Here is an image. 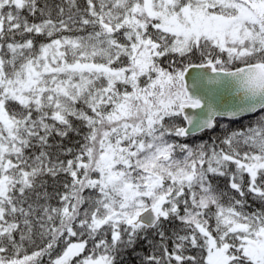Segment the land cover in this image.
I'll list each match as a JSON object with an SVG mask.
<instances>
[{"label":"snow or ice","instance_id":"1","mask_svg":"<svg viewBox=\"0 0 264 264\" xmlns=\"http://www.w3.org/2000/svg\"><path fill=\"white\" fill-rule=\"evenodd\" d=\"M45 257L264 264V0H0V264Z\"/></svg>","mask_w":264,"mask_h":264},{"label":"trees","instance_id":"2","mask_svg":"<svg viewBox=\"0 0 264 264\" xmlns=\"http://www.w3.org/2000/svg\"><path fill=\"white\" fill-rule=\"evenodd\" d=\"M249 119H253V117L248 115L247 118L242 121V123L247 124ZM238 126H239L238 124L233 125V127H238ZM210 135H214V134L213 133L199 134V137L195 140V142L200 143L201 140L207 141ZM218 183H219V186L221 187V189H223L225 186V182L221 179ZM44 264H47V258L46 257L44 258ZM129 264H134V261L130 259Z\"/></svg>","mask_w":264,"mask_h":264},{"label":"water","instance_id":"3","mask_svg":"<svg viewBox=\"0 0 264 264\" xmlns=\"http://www.w3.org/2000/svg\"><path fill=\"white\" fill-rule=\"evenodd\" d=\"M218 99L220 100L221 103H229L231 102V95L227 92H222Z\"/></svg>","mask_w":264,"mask_h":264}]
</instances>
